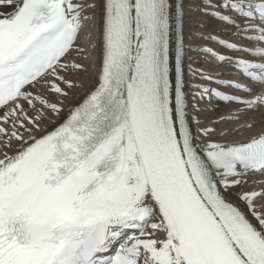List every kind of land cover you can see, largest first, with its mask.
<instances>
[{
  "label": "snow or ice",
  "instance_id": "snow-or-ice-1",
  "mask_svg": "<svg viewBox=\"0 0 264 264\" xmlns=\"http://www.w3.org/2000/svg\"><path fill=\"white\" fill-rule=\"evenodd\" d=\"M0 264H264V0H0Z\"/></svg>",
  "mask_w": 264,
  "mask_h": 264
}]
</instances>
